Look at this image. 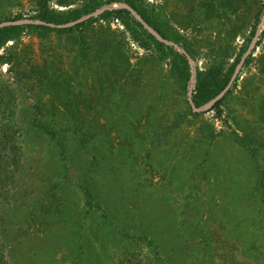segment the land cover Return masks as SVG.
Returning <instances> with one entry per match:
<instances>
[{
	"label": "rangeland",
	"instance_id": "rangeland-1",
	"mask_svg": "<svg viewBox=\"0 0 264 264\" xmlns=\"http://www.w3.org/2000/svg\"><path fill=\"white\" fill-rule=\"evenodd\" d=\"M128 1L48 8L65 24ZM134 2L191 61L123 8L0 31V79L23 82L10 264H264V0ZM40 11L0 0V22ZM249 50L219 108L194 112L192 80L213 90Z\"/></svg>",
	"mask_w": 264,
	"mask_h": 264
},
{
	"label": "trees",
	"instance_id": "trees-1",
	"mask_svg": "<svg viewBox=\"0 0 264 264\" xmlns=\"http://www.w3.org/2000/svg\"><path fill=\"white\" fill-rule=\"evenodd\" d=\"M51 1L52 0H39L41 11L38 18L57 24L64 23L63 21H58L54 15L50 14L48 4ZM128 3L138 10L134 0H130ZM114 12L121 13L124 16L131 15V13L126 9H121ZM114 12L112 11L107 13ZM13 28H15V26L0 29V31ZM36 28L48 27L36 26ZM57 31H64V29H57ZM182 58L185 62L187 61L186 57L182 56ZM37 75L42 77V74ZM30 76L37 78L36 74L33 72L30 73ZM42 79L43 78H38L39 81ZM229 80L230 78L223 79L221 82L218 81L214 85L213 90H210L209 86L204 84V82L198 84L197 92L194 94L195 104L200 106L201 103L212 99L226 87ZM22 83L23 82L21 80L5 81L0 79V264H10L8 258L7 242L2 234V222L3 215L6 213V208L10 205V199L13 196V192H15L18 186V177L19 173L21 172L20 165L22 164L24 156V149L21 143L22 131L17 125L16 112V103L18 98L17 92ZM219 106L220 102L216 103L214 108H219ZM35 126L41 128L45 134L52 136V138L57 137L56 131H52L46 127H40L38 125ZM86 193L87 198H89L92 194L89 189L86 190ZM88 201L87 204L91 206L92 202Z\"/></svg>",
	"mask_w": 264,
	"mask_h": 264
},
{
	"label": "water",
	"instance_id": "water-1",
	"mask_svg": "<svg viewBox=\"0 0 264 264\" xmlns=\"http://www.w3.org/2000/svg\"><path fill=\"white\" fill-rule=\"evenodd\" d=\"M120 6L121 7L111 6V7H106V8L100 9L96 12H93V13L87 15L85 18H80V19H78L72 23L55 24V23L43 21L40 19L22 18V19L2 21V22H0V29L7 28V27H14V26H26V25L46 26V27H51V28H55V29H66L72 25L79 24V23H81V22H83V21H85L91 17H95V16H97V15H99V14H101L107 10H114V9H118V8H123V9H127L144 27L150 29L161 42L167 43L169 45H173L177 49H181L179 45H177L175 43L168 42L165 38L160 36V34L155 29H153L132 6H130L127 3H120ZM260 29L261 28H259V30ZM257 38L258 37L255 38V40L253 42V46L256 44ZM181 50H182L183 54L185 55V57L189 61H191V58H190L189 54L187 53V51H185L184 49H181ZM249 53H250V50L242 58L240 64L236 68L235 72L233 73V75L230 78L226 87L218 95H216L214 98H212L210 101H208L203 106H197L195 104V101H194V83H195V80L194 79L192 80L193 85L190 87V90L188 92V101H189L191 108L194 112L202 113V112H205V111L211 109L212 107H214L216 105V103L221 101L227 95V93L230 91L233 84L235 83L236 79L238 78V76L241 72V69H242V65H243L245 59L247 58V56L249 55Z\"/></svg>",
	"mask_w": 264,
	"mask_h": 264
}]
</instances>
